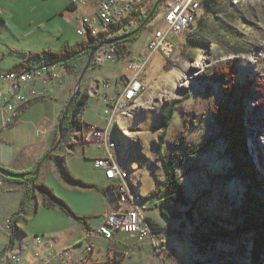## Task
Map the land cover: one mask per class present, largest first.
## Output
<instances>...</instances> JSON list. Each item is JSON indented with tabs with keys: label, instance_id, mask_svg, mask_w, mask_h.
Here are the masks:
<instances>
[{
	"label": "rangeland",
	"instance_id": "rangeland-1",
	"mask_svg": "<svg viewBox=\"0 0 264 264\" xmlns=\"http://www.w3.org/2000/svg\"><path fill=\"white\" fill-rule=\"evenodd\" d=\"M198 1L200 8L193 20H190V17L185 19L187 28L182 33H170L169 36L175 46L170 57L159 50L153 52L148 46L157 32L169 31L166 15L169 5L174 3V0H162L163 4L157 17L137 36L135 42H126L132 52L131 55L115 63H106L95 68L94 61L93 67L88 71L82 88L83 92L86 89L92 98L79 118L84 127L74 132L69 139L67 137L64 144L61 141L64 147L61 155L65 157V164L71 175L96 186L97 189L66 182L62 177L60 165L54 159L43 163L35 180L36 183L49 187L57 197L63 199L78 217L86 219L90 228H99L115 200L110 193L104 192L111 182L107 180L105 171L96 165V160L103 154L102 150L98 144L83 145L81 141L84 139L87 124L108 129V140H111L110 144L113 143L115 147V157L123 162V174L130 185V190L136 198L142 199L147 206L145 216L156 223L157 227L156 231L152 229L150 237L142 241L138 235L124 233L116 235L111 242L97 238L94 241L96 262L103 264L250 262L252 233L220 238L212 235L206 228L198 227L197 223L188 222L185 217L183 221L168 218L162 213L160 197L153 194L157 187L163 190L161 197L168 192L161 153L166 159L176 162L184 192L191 204L194 203L193 213L198 220V210L208 216L218 215L221 208L230 210L234 203H239L245 190L236 180L221 178L230 167V162L224 153L225 144L221 132L210 115V107L217 105L223 96L220 92L221 86L207 81L205 76L232 59L237 61L238 79L241 83L246 79L256 83L264 78V0H224L220 12L209 17L211 25L216 21L218 25L224 24L234 36L229 45L219 35L221 44L227 46L226 54L221 53L217 41L213 39L208 38L214 44L210 43L206 53L193 49L188 43L189 37L195 35L200 37L196 34L199 32V20L207 17L202 0ZM78 2L83 3L85 0H0V72H8L21 63L38 66L42 60L30 58L31 54L48 50L57 52L64 45L73 46L85 40L86 36L78 32V22L88 13L87 10L81 7L75 13L68 10L71 4ZM153 2L157 0H148L147 4L151 5ZM195 21L196 23L191 26ZM115 23L117 21H113V24ZM137 23L138 21L134 19L132 25H127L118 33L121 34L125 29L129 30L131 26L136 27ZM100 31L107 30L101 26ZM133 58L147 60L140 76L145 90L138 92L134 99L130 100L128 105L132 106L129 110H117L112 113L109 123L104 116L106 106L102 99L103 84H115L124 76H133L134 71L129 67V61ZM87 61L88 56L79 63L76 62L72 69H61L62 82L67 75L73 78L65 107L73 95ZM39 88H42V84ZM61 94V89L54 88L50 103L53 104V100L60 98ZM174 103V116L165 127L166 116H170V112L166 115V110ZM246 105L242 122L249 137H246L244 148L247 156L252 158L254 165L260 169L258 161L259 151L260 149L262 151L264 145V127L250 125L248 120V114L256 105V100L247 99ZM29 108H26L24 113ZM2 109L3 106L0 104V111ZM41 116L45 118V115ZM258 118L260 116H253L252 121H257ZM5 119L6 114L2 121V127H5L6 132L19 121L7 126ZM33 125L34 123H30L29 126H25L22 133L25 132V136L32 135V132L34 134ZM40 129L46 134L47 123L41 125ZM57 129L58 134L54 138L52 148L58 142L59 128ZM18 131L20 135L21 129ZM164 131L166 136L161 140ZM160 144L163 146L162 152L159 151ZM55 153L57 155L58 151ZM44 156L38 163L42 162ZM223 189L226 190L225 193H222ZM22 198V194L19 193L4 191L0 193V252L10 244L11 232H7V223L19 210ZM223 201L227 204L222 205ZM180 210L186 211V207H180ZM22 215L20 226L27 236L19 234L14 236L15 248L22 249L8 252L2 264H11L22 255L23 264H38L41 257L36 259L35 256L38 252L37 237L44 242L51 238L59 249L75 247L77 254L83 251L82 242L86 235L83 237V234L87 226L57 207L47 208L40 191L30 195ZM60 242L66 246H60ZM75 264L92 262L79 261Z\"/></svg>",
	"mask_w": 264,
	"mask_h": 264
},
{
	"label": "trees",
	"instance_id": "trees-1",
	"mask_svg": "<svg viewBox=\"0 0 264 264\" xmlns=\"http://www.w3.org/2000/svg\"><path fill=\"white\" fill-rule=\"evenodd\" d=\"M223 1L224 0H202V6L207 13V17L201 18L199 20V32H196V34L200 37L198 38L195 35L194 37L188 38V43L193 49L199 50L201 53H206L210 47V43L214 44L209 39H213L217 41L216 43L221 53L226 54L227 46L221 44L222 40H219V35L223 41L229 45V42L232 41L231 38L234 36L231 34L229 28L226 25H218L217 21L211 25V23L208 21L209 17L220 12ZM147 2L148 0H142L138 9L135 11L134 5V9L129 17H126L122 21H119L115 24H111L107 31L99 32L94 37H86L85 40L78 42L73 46L64 45L57 52L48 50L43 51L42 53L31 54L30 58L42 60L40 65L32 66L31 64L21 63L16 65L8 72L33 70L36 67L44 65L55 66L58 68L59 72H61L62 68H67V70L72 69L76 62L79 63L80 60L86 56H89L91 51L100 44L133 33L141 27L142 29L140 32L132 36L130 39L115 44L119 49H124L120 50L118 60L127 58L132 54V52L126 45V42H135L137 40V36L157 17L159 14V9L163 4L162 2L154 16L149 21H147L156 3L153 2L151 5H148ZM68 10L76 11L77 9L75 7V3L71 4ZM134 19L138 21L136 27L131 26L129 30L125 29V31L121 34L118 33L127 25H132V21ZM196 21L193 22L191 26L194 25ZM235 50L241 51L242 49ZM44 58L47 60H44ZM95 67L101 66L94 65V68ZM238 75L237 61L231 59L221 67L215 68L213 72L209 75H206L205 78L207 81H211L221 86L220 92L221 96H223V99H221L217 105L210 107V115L221 132V138L225 144L224 153L228 156L230 162V167L226 169V174L221 178L234 179L245 189L241 195L239 203H234L230 210H224L221 208L220 213L216 216L202 214V211L197 209V215L199 216L198 220L196 215L193 213L194 203L191 204V201L184 192L183 185L181 184L180 177L178 176V167L176 162L174 160L166 159L162 153L161 161L167 176L168 192L161 197L160 195L163 190L157 187L153 191V194L160 197V207L162 208V213L168 218L179 219L183 221V217H185L188 222L197 223L198 227L206 228L212 235L220 238H230L243 233H252L250 241L252 247L249 253V264H264V145L262 147L263 152L261 149L259 151L258 167L260 169H258L252 162V158L248 157L245 152L244 143L246 141V137H249V134L244 128V124L242 122L243 114L246 112L247 108L246 100L252 99L256 100V105L248 114V120L250 121L249 123L255 127H264V78H261L256 83L255 81H250L248 79H246L244 83H241L238 79ZM127 77L128 76H124L122 79ZM117 82L119 81H116V83ZM253 85L255 86L253 87ZM82 87L78 97H76L74 100L63 122L62 144L67 137L68 139L71 137L69 134L74 130L75 127L79 128H75L76 130H74L73 133L81 130L82 127H84L79 118L84 112L86 105L91 99V96L88 92H83ZM175 103L171 104L166 110V115L168 112H170V116L165 115V127H167L169 121L174 116ZM65 109L62 113V117L64 115ZM253 116H260V118H258L257 121H252ZM61 119L62 118H60V120ZM165 136L166 131L162 133L161 140L164 139ZM62 144L57 150V155L56 153H51V148L44 157H47V160L54 159L55 162L60 165L62 177L66 182L76 184L84 188L97 189L96 186L87 184L70 174L65 164V157L61 155V151L64 150ZM162 148L163 146L160 144V152H162ZM34 169L32 171H34ZM37 176L38 175L34 177H28L24 181H20L7 179L0 175V178L6 181L23 183L27 186L19 210H17L9 218L12 227V232L10 233V244L2 252H0V264H2L4 256L8 252H15V250L22 249V247L18 249L15 248L14 236L15 234L27 236L26 233L18 226V224L20 223V219L23 216L22 214L25 211L28 198L36 191H40L42 193L44 205L47 208L57 207L61 209L68 216L83 222L89 229L88 231H90V227L86 219L78 217L76 213H74L70 208V206L63 199L57 197L49 187L35 182ZM104 192L110 193L114 197L115 202H117L118 197L120 196V193L116 189H111L109 186ZM223 192L225 193L226 190L223 189L222 193ZM226 204L227 203L225 201L222 202V205ZM180 207H186V211L180 210ZM147 220L150 223L152 229L156 231V223H154L149 218H147ZM203 240L205 241L206 239ZM157 248L158 246L156 245L155 249Z\"/></svg>",
	"mask_w": 264,
	"mask_h": 264
},
{
	"label": "built area",
	"instance_id": "built-area-1",
	"mask_svg": "<svg viewBox=\"0 0 264 264\" xmlns=\"http://www.w3.org/2000/svg\"><path fill=\"white\" fill-rule=\"evenodd\" d=\"M137 0H85L83 3H75L76 11L81 7L87 10V14L78 22V32L84 34L87 38L96 36L101 26L108 25L112 21L125 19L131 12V5L136 4ZM198 0H174L173 14L167 22L169 31L157 32L149 43V49L153 52L162 51L170 57L175 46L169 35L170 33H182L185 28V19L194 17L198 8ZM120 50L116 45H110L101 49L95 59L94 65L102 66L106 63H115L118 60ZM129 67L134 72L133 76H128L115 84L104 83L103 101L106 109L104 116L110 123L112 113L121 109L125 103L134 99V95L145 90L140 79L144 68L146 67V58H133L129 61ZM61 74L55 66H39L33 70H22L16 72L0 73V88L8 86L7 94L0 99L6 114L5 125L11 126L20 120L26 108L31 107L37 100H52V89L59 88L63 90ZM42 84V88L32 87L31 85ZM99 88H102L99 86ZM30 90L27 97L21 95ZM113 89V92H112ZM97 94H99L97 92ZM96 94V95H97ZM57 100V99H56ZM55 100V101H56ZM54 101V100H53ZM110 127V126H108ZM73 131L69 134L72 135ZM108 129L87 124L85 127V138L81 141L83 145L98 144L103 154L96 160L97 167L105 171L107 180L111 182L109 187L116 189L120 196L117 205L106 217L103 218L99 228L88 231L82 242L83 251L76 253L73 247L59 249L53 240L47 242L36 238V259L41 257L38 264H74L78 261H89L92 264H103L96 262L94 252L96 246L94 240L102 238L112 241L120 233L135 234L139 240L152 235V227L144 214L147 206L142 199L136 198L130 185L123 174V162L119 161L114 155V145L110 144ZM64 144V142H63ZM82 145V144H81ZM1 186V182H0ZM7 232H12L11 222L8 220ZM45 249V250H44ZM23 264L24 258H16L11 264Z\"/></svg>",
	"mask_w": 264,
	"mask_h": 264
},
{
	"label": "crops",
	"instance_id": "crops-1",
	"mask_svg": "<svg viewBox=\"0 0 264 264\" xmlns=\"http://www.w3.org/2000/svg\"><path fill=\"white\" fill-rule=\"evenodd\" d=\"M142 0L137 1L134 6L131 5V12L138 9ZM71 6V5H70ZM69 6V7H70ZM68 7V8H69ZM71 12H76L70 10ZM101 32V31H99ZM6 73V72H0ZM95 81V80H94ZM64 88L61 90V96L56 101H53V104L50 103V100H37L33 102L31 107L27 109L25 113L21 116L18 123L10 129V131H4L5 127L3 126V118H5V113L0 111V165H2L5 169H8L14 173H25L32 171L34 167L37 165L38 161L48 152L53 146L54 138L58 134V123L60 120V115L65 108V103L68 99L70 87L73 83L72 76L69 77L68 75L65 77L64 80ZM93 83V81H92ZM40 84L37 85H30L29 88L37 87L39 88ZM40 89V88H39ZM53 91L54 87L51 88ZM86 91V89H85ZM8 92V86H2L0 88V99L3 98ZM30 90L27 89L24 93H21L22 96L27 97ZM87 92V91H86ZM92 98V97H91ZM41 111V112H40ZM43 111V112H42ZM39 112L38 114H36ZM45 115V118H42ZM36 125L33 127L35 128L34 134H29L25 136V132L22 133L23 128L25 126H29V124ZM47 123L48 131L44 134L40 127ZM3 129H2V128ZM21 129L19 135V129ZM2 182V189L0 193L4 191L5 193H19L22 194V197L27 189V186L23 183L11 182L6 181L0 178ZM22 201V200H21ZM21 205V204H20ZM117 202L114 201L111 208L108 210V215L114 208L116 207ZM21 224L19 223L18 226ZM22 229V228H21ZM92 228H90L91 230ZM89 229L84 232V235L87 233ZM97 239V238H96ZM95 239V240H96ZM94 240V241H95ZM95 244V242H94ZM60 246H66V244L59 243ZM75 248V247H74ZM95 254V253H94ZM79 262V261H78ZM83 262V261H82ZM75 264V263H74Z\"/></svg>",
	"mask_w": 264,
	"mask_h": 264
},
{
	"label": "water",
	"instance_id": "water-1",
	"mask_svg": "<svg viewBox=\"0 0 264 264\" xmlns=\"http://www.w3.org/2000/svg\"><path fill=\"white\" fill-rule=\"evenodd\" d=\"M161 2H162V0H157V2H156V4L154 5V7H153V9H152V11H151V13H150V15H149L147 21H149V20L154 16V14H155V12L157 11V9L159 8V5H160ZM141 29H142V28L140 27V28H138L136 31H134L133 33H130V34L124 35V36H122V37H120V38H117V39H113V40L106 41V42L100 44L98 47L94 48V49L91 51V53H90L89 56H88V61H87L86 65L84 66V68H83V70H82V72H81V75H80V77H79V79H78V82H77V85H76L75 90H74V92H73V95H72V97L70 98V100H69V102H68V104H67V106H66V109H65L64 115H63L62 119H61L60 122H59V126H58V128H59V138H58V142H57V144L55 145V147H53V148L51 149V153H52V154L55 153V152L57 151L59 145L61 144V141H62V139H63V130H62V128H63V122H64V120H65V118H66V115L68 114V112H69V110H70V108H71V106H72L74 100L76 99V97H78V95H79V93H80L81 87H82V85H83V82H84V80H85V77H86L88 71L93 67V63H94V61H95V59H96V55H97V53H98L101 49H103V48H107V47L110 46V45H114V44H116V43H118V42H121V41H125V40H127V39H130L132 36H134V35H136L137 33H139ZM46 160H47V157H45V158L42 160V162L38 164V166L36 167V169H35L34 171L26 172V173H14V172H12V171H10V170H8V169H5V168H3V167L0 166V175H1L2 177H4V178H7V179H14V180L24 181V180H25L26 178H28V177H34V176L38 175L39 172H40L41 166L43 165V163H44Z\"/></svg>",
	"mask_w": 264,
	"mask_h": 264
},
{
	"label": "bare ground",
	"instance_id": "bare-ground-1",
	"mask_svg": "<svg viewBox=\"0 0 264 264\" xmlns=\"http://www.w3.org/2000/svg\"><path fill=\"white\" fill-rule=\"evenodd\" d=\"M199 8H200V3L198 4V8H197V10H198ZM172 14H173V3H171V4L169 5L168 13H167V15H166V19H167V21L170 20ZM194 16H195V14H194ZM193 18H194V17H190V20H193ZM186 19H187V18H186ZM119 21H120V19H119ZM117 22H118V21H117ZM185 22H186V21H185ZM111 24H113V21L110 22V24H108V25H103L104 30H108V28H109V26H110ZM185 26H186V24H185ZM186 28H187V27H186ZM186 28H184V30H185ZM184 30H183V31H184ZM143 91H144V90H142L141 92H143ZM129 102H130V101H129ZM129 102L125 103V105H123L121 109H118V111H127V110H129V109H130V106H132V104H129V105H128ZM115 112H116V111H115ZM128 171H129V170H128ZM124 173H125V172H124Z\"/></svg>",
	"mask_w": 264,
	"mask_h": 264
}]
</instances>
